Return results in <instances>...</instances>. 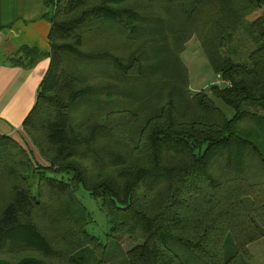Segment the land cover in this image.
Here are the masks:
<instances>
[{"label": "trees", "instance_id": "trees-1", "mask_svg": "<svg viewBox=\"0 0 264 264\" xmlns=\"http://www.w3.org/2000/svg\"><path fill=\"white\" fill-rule=\"evenodd\" d=\"M43 3L49 50L15 58H49L20 129L42 162L0 135V264H107L79 190L128 264H247L264 238V12L245 17L264 0ZM193 34L221 80L206 91L179 57Z\"/></svg>", "mask_w": 264, "mask_h": 264}, {"label": "crops", "instance_id": "crops-1", "mask_svg": "<svg viewBox=\"0 0 264 264\" xmlns=\"http://www.w3.org/2000/svg\"><path fill=\"white\" fill-rule=\"evenodd\" d=\"M50 26L43 0H0V57L14 58L0 61V135L15 136L20 131L49 63L48 57L41 56L27 67V60L20 63L15 58L25 49L47 52ZM255 243L241 254L247 264H251L254 249L250 248Z\"/></svg>", "mask_w": 264, "mask_h": 264}, {"label": "rangeland", "instance_id": "rangeland-1", "mask_svg": "<svg viewBox=\"0 0 264 264\" xmlns=\"http://www.w3.org/2000/svg\"><path fill=\"white\" fill-rule=\"evenodd\" d=\"M227 4H229V0H227ZM263 8L258 9L251 14L245 17V21L252 20L254 17L263 13ZM245 23V22H244ZM245 25L243 24L238 29V40H234V44H238L239 52L243 56L237 57L238 60H243L246 58L247 53L254 47L251 46L250 39L247 38L243 34V30ZM183 34L187 35V30H184ZM199 37L193 34L189 39H187L184 48L180 51L179 57L184 64L185 72L187 75L188 88L192 92H196L199 90H208L209 86L220 82V78L218 74H216L213 69L210 67L208 63L207 56L203 51ZM1 56V55H0ZM14 58H10L7 56L0 57V61L12 62ZM215 103L221 108V110L225 113L227 117L231 116L233 110L231 107L224 104L220 99L213 97ZM16 138H18L24 146H26L29 150L33 152V155L42 162L37 151L34 149L29 139L25 135V133L20 130ZM75 197L79 201V203L86 209L91 217V223L87 225V231L90 235L98 238L101 243L106 245L105 252V261L107 264H128L125 256V252L133 247V244L129 239L125 238L121 242H116L112 239L106 237V233L108 231V225L106 221V217L104 212L101 210L99 206V202L92 199L89 195L82 191H77L75 193ZM244 203L248 206L250 201L245 200ZM250 249H254L253 256L251 257V264H264V240H260L259 242L253 244ZM234 253V248L231 245V240L228 237L225 241V257H230Z\"/></svg>", "mask_w": 264, "mask_h": 264}, {"label": "built area", "instance_id": "built-area-1", "mask_svg": "<svg viewBox=\"0 0 264 264\" xmlns=\"http://www.w3.org/2000/svg\"><path fill=\"white\" fill-rule=\"evenodd\" d=\"M217 83H219V82H217Z\"/></svg>", "mask_w": 264, "mask_h": 264}]
</instances>
